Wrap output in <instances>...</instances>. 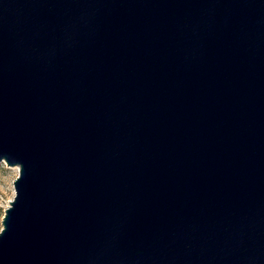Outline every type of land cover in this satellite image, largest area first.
I'll list each match as a JSON object with an SVG mask.
<instances>
[{"label": "water", "instance_id": "water-1", "mask_svg": "<svg viewBox=\"0 0 264 264\" xmlns=\"http://www.w3.org/2000/svg\"><path fill=\"white\" fill-rule=\"evenodd\" d=\"M0 264H264V0H0Z\"/></svg>", "mask_w": 264, "mask_h": 264}, {"label": "rangeland", "instance_id": "rangeland-1", "mask_svg": "<svg viewBox=\"0 0 264 264\" xmlns=\"http://www.w3.org/2000/svg\"><path fill=\"white\" fill-rule=\"evenodd\" d=\"M18 175L17 167L0 164V229L4 208L14 196L13 180Z\"/></svg>", "mask_w": 264, "mask_h": 264}, {"label": "built area", "instance_id": "built-area-1", "mask_svg": "<svg viewBox=\"0 0 264 264\" xmlns=\"http://www.w3.org/2000/svg\"><path fill=\"white\" fill-rule=\"evenodd\" d=\"M2 163H4V162H2ZM4 164H5V163H4ZM7 206H8V205H6L5 208H6ZM5 208H4V210H5Z\"/></svg>", "mask_w": 264, "mask_h": 264}]
</instances>
